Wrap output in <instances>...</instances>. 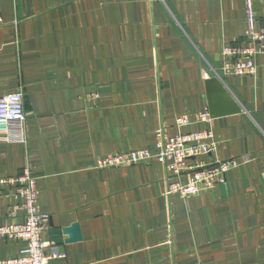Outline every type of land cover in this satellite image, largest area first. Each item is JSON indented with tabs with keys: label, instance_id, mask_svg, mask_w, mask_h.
Wrapping results in <instances>:
<instances>
[{
	"label": "crops",
	"instance_id": "crops-1",
	"mask_svg": "<svg viewBox=\"0 0 264 264\" xmlns=\"http://www.w3.org/2000/svg\"><path fill=\"white\" fill-rule=\"evenodd\" d=\"M252 6L264 29V0ZM0 18V97L20 92L26 115L0 135V181L37 178L42 239L64 254L47 264H264V53L253 76H222L243 113L175 126L208 112L204 75L221 73L224 47L245 45L244 0H0ZM161 129L213 132L214 151L192 162L247 161L225 185L169 201L155 160L94 168L154 150ZM16 202L0 184V226L21 221ZM73 224L78 241L54 242ZM23 246L0 238V260Z\"/></svg>",
	"mask_w": 264,
	"mask_h": 264
},
{
	"label": "built area",
	"instance_id": "built-area-1",
	"mask_svg": "<svg viewBox=\"0 0 264 264\" xmlns=\"http://www.w3.org/2000/svg\"><path fill=\"white\" fill-rule=\"evenodd\" d=\"M253 1L262 2L263 0H244L245 45L224 47L221 53V73L211 70L212 74L220 81L222 76H253L256 72L254 58L264 53V29H255ZM1 23L2 19L0 18ZM204 78L208 79L209 77L204 75ZM25 119L20 92L0 97V135L9 140L12 135L11 128L16 127L15 125L21 127L24 125ZM209 121L208 112H203L196 114L193 119L188 116L177 117L175 126L180 129L194 123H208ZM5 138L2 137V139ZM156 138L154 150L136 149L99 157L95 159L94 168L102 170L131 167L148 164L155 160L164 167L165 173L169 177L162 194L169 201L170 196L174 194L185 200L203 191L225 185L229 173L247 161L243 157L241 162L235 159L213 161L208 164L192 162L214 151L216 141L211 130L192 131L167 137L161 129L156 132ZM0 184H8L13 187L14 198L18 202L15 203L10 216L21 219L17 223L1 225L0 238L21 241L24 245L16 257L0 260V264H47L49 260L64 257L63 253L51 249L50 244L42 239L48 215L40 211L37 178L31 170L24 169L18 177L3 179ZM17 212L20 213V216Z\"/></svg>",
	"mask_w": 264,
	"mask_h": 264
},
{
	"label": "water",
	"instance_id": "water-1",
	"mask_svg": "<svg viewBox=\"0 0 264 264\" xmlns=\"http://www.w3.org/2000/svg\"><path fill=\"white\" fill-rule=\"evenodd\" d=\"M207 110L210 119H218L227 116L239 115L243 109L236 99L226 89L224 84L216 77H209L204 81ZM54 242L61 243V235H66L64 241L74 242L80 239L79 228L76 224L70 227L57 228L52 231Z\"/></svg>",
	"mask_w": 264,
	"mask_h": 264
}]
</instances>
